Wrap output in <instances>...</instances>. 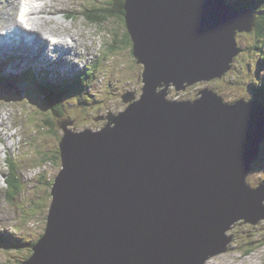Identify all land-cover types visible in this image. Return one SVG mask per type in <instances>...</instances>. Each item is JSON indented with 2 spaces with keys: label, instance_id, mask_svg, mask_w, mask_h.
Instances as JSON below:
<instances>
[{
  "label": "water",
  "instance_id": "95a60500",
  "mask_svg": "<svg viewBox=\"0 0 264 264\" xmlns=\"http://www.w3.org/2000/svg\"><path fill=\"white\" fill-rule=\"evenodd\" d=\"M123 10L142 92L101 131L60 124L63 168L29 264H203L228 250L238 221L264 217L245 182L264 139L261 104H226L209 88L166 97L170 85L223 76L252 11L225 0H124ZM226 156L238 168L223 170Z\"/></svg>",
  "mask_w": 264,
  "mask_h": 264
},
{
  "label": "rangeland",
  "instance_id": "374dc122",
  "mask_svg": "<svg viewBox=\"0 0 264 264\" xmlns=\"http://www.w3.org/2000/svg\"><path fill=\"white\" fill-rule=\"evenodd\" d=\"M6 1L7 5L0 7V12L1 9L6 10L8 13L10 12V0ZM49 1L54 3V6L58 7V9L67 12L74 11L72 14L76 16H69L66 19L63 18V16L65 17L64 13L63 16L62 13L57 14V19L48 18L47 21L51 22L43 23L45 28L55 32H60L62 28L68 29L81 46L87 48V44L92 45L95 48L93 53H98V56H100L101 71L95 72L96 81L92 84V89L89 88L85 91L84 88V91L75 89L69 91L64 106V109L68 110L67 113L72 116L70 118H74L76 130L84 128L100 129L108 122L107 113H118L126 107V103L120 97L123 93L131 90L138 97L142 88L141 77L139 76L142 66L135 63L134 58L127 49L130 46L125 38L122 40L121 49H118V41L112 46L114 50H125L120 54H110L112 58H107L104 51L111 43H114V39L101 25L85 21L83 11L88 10V8L75 11L76 8L84 6L83 2L99 5L104 4L105 0ZM106 26L110 27L112 31L116 30V34L122 32L120 22L117 19H110ZM235 39L237 45L241 47V52L236 56L239 58L236 59L235 57L233 59L230 70L224 76L210 80V82L197 83L185 91L176 92L170 87L169 99H193L199 89L208 86L218 92L226 103H231L238 99L248 100L253 94L252 85L255 84L257 86L259 83L264 82V60L260 63L263 54L256 53L255 46L260 42L252 31L238 32ZM90 50H92V47ZM14 69H16V66L6 61L0 68V77L7 82L4 85L0 84V133L6 132L8 135H14L12 139L4 137L5 143L0 144V150L4 151L6 149L8 152L7 154L0 152V208L7 209L8 213L0 214V235L1 237L5 235L13 241L17 240L20 242L22 239L35 240L44 230L45 215L50 201L49 186L53 176L60 168V161L57 155L53 159L48 160L52 163L44 161L41 165L40 160L50 158L51 154L55 155L54 151L58 147L57 135L59 133L54 126H50L51 134H48V136L44 135L42 129L35 128V139L30 138L29 130L32 132V116L35 111L39 112L41 106L38 104L40 102L37 103V98L28 92L30 89L28 85L14 80L16 78L12 75V70ZM3 70L6 72H3ZM87 79H91V76ZM109 79H111V88L109 87L110 85L105 84ZM85 84L90 86V80H86ZM24 94L27 98H24ZM43 107L50 114L51 122L54 118H57L54 115L55 111H49L45 106ZM47 112H43L39 116H45ZM99 116H103V118L98 120ZM13 120L16 122L15 124L14 122L12 123ZM16 130L18 135L13 132ZM29 138L30 140L28 141ZM82 139L88 140L90 138L85 134V136L82 135ZM261 151L263 152L262 158L251 166V175L247 176V183L255 188L254 190H257L256 195H261V199L264 200V187L256 186L261 181H264V141L261 143ZM6 156V160L10 164L20 166L19 177L21 180L17 183L20 190L13 202H8L5 199L7 190L4 181L2 183L5 175L3 171L8 169V165L2 164V159L4 158L5 160ZM24 166L28 167V169H24ZM41 174L44 175L43 181L35 184L31 179H35ZM26 177H29V179ZM36 182L40 181L37 180ZM262 204L264 206V201H262ZM20 218L23 219V222ZM227 233L233 236L228 252L210 257L206 264H242V262L244 264H264V240L262 239L264 236V217H260L255 224L239 222ZM258 243L262 245H257ZM17 246L20 249L16 247L12 251L10 249L0 250V264H21L27 259L29 253L26 252H29V248H26L25 251L23 244H17ZM238 248L241 249L237 250ZM249 248H252V251L244 254V251ZM4 251L10 252L5 256ZM240 253L241 257L237 258Z\"/></svg>",
  "mask_w": 264,
  "mask_h": 264
},
{
  "label": "clouds",
  "instance_id": "9594fccd",
  "mask_svg": "<svg viewBox=\"0 0 264 264\" xmlns=\"http://www.w3.org/2000/svg\"><path fill=\"white\" fill-rule=\"evenodd\" d=\"M118 1L119 0H105L104 4H99V5H93V4H90V3L83 2V5L84 6L79 7V8H76L75 11H79L80 9H87L88 8V10L83 11V17H84L85 21L88 22V23H93V24H99V25H101L103 27V29L114 39V43H111L109 45V47L106 49L107 51L106 50L104 51V53H105V55H106L107 58H112V56L110 54H112V55H114V53L115 54H120L122 51L125 50V49L122 50V51L114 50L112 46L115 45L116 41H118L117 42L118 49H121V45H122L123 38H125L128 41L130 47L127 48V49L129 51V53H131V56L134 58L135 63L141 64V66H142V69H141L140 74H139V76L141 77V82H142V76L141 75H142V72H143V69L145 68V66H144L143 63L138 62L137 61V58L133 54V42H132L131 37H130V35L128 33V30H127V27H126V23L124 21V17H123L124 16V13H123V15L120 18L117 14L111 12L114 9V6L118 3ZM238 1L239 0H225V2L228 5L235 6V7L249 8L252 11V13H253V15L255 17V23H256V21L258 19H260L262 13H264V5L260 4L259 1H257V4H258V7L257 8H254L252 6H246V5H238L237 4ZM47 2H49L50 4H52L54 6V3L50 2L49 0H47ZM123 3H124V0H123ZM105 10H109V11L106 12ZM69 12H70V15H68L67 17H64L63 16V13L61 11L60 12H55V14L62 13L63 18H66V19L69 16H71V17H75L76 16V15L72 14V12H74V11H69ZM116 12L118 13V11H116ZM123 12H124V10H123ZM27 14H28V12H27ZM18 16H19V14L16 13V21H15V24H18V22L21 24V22H20L21 20L18 18ZM110 19H117V21L120 22V26H121V29H122V32L120 34H116V30L115 31L114 30L112 31V29L110 27H107L106 26V23ZM48 22H51V21H43V20H41L40 21L39 28H40V31H42L41 33L46 34L49 37L48 38L49 39L48 42L49 43L50 42L53 43V45L50 46V49L51 50H54L56 52L55 53V57L57 58L56 59L57 62H59L58 64H57L56 61H53V60H50L49 59V56H50V54H49V56H47V55L45 56L46 60H48V63L46 65L47 68H45V67L42 66V68L39 69V70L38 69H35V70H37L36 72H33L34 70L32 69L33 71L32 70H29V71L23 73V69L25 67H28L29 68L30 66H27V65L22 64L12 54L7 55V56H9L8 58H11L10 61L14 65L16 64V62H19V63H21L23 65V69H20L19 66H16L15 65L16 66V69L15 70H17V71L18 70L19 71L21 70V73H14L15 71H12V75H14L16 77L15 79L17 81H19V82H22L23 80H30L31 86H34L35 88H37V92L35 94H33V95L35 96V98H37V100H38L37 103L40 102L38 104L43 109L42 110L40 108L39 112H36L35 111V113L32 116L33 124H32V128H31L32 132H30V130H29L30 138L32 137V138L35 139L34 131L36 129H38V128L42 129V132L44 133V135H47V136H48V134H51V132H50V126H54L57 129V132L59 133V135H57L58 137L56 136L58 138V141H57L58 147L54 151L55 152V155L51 154L50 158H47V159H44V160H40L41 161V165H42V163L44 161H48L49 159H53L55 156L58 155V158H59V161H60V168L58 170V172H59L63 168V166H62V160H61V157H60L59 143H60L62 137L66 133L64 131V129L60 126V124L62 122H66L67 123L66 124V130H68V131L70 130V131L77 132V133H83L85 130H88L89 132L101 131L106 126V124L108 122L103 127H101L100 129L92 130L90 128H84V129H81V130H76V127L74 126V118H70L72 116L67 113L68 110H65L64 109V106L66 104V98H67V95H68V92L69 91H72L74 89L75 90L82 91V88L81 87L82 86L83 87H86L85 86V81L86 80H90V86H87V89H89V88L92 89V84L96 81L95 80V72L101 71L100 64H99V58H100V56H98V53H93L95 51V48L92 45L87 44L86 45L87 48L81 46L79 44V41L73 35L70 34L71 32L68 29L62 28V30L60 32H55L53 30H50V29L45 28V24H43V23H48ZM254 29H255V27H254ZM254 29L252 30L253 33L255 31ZM64 31H66V32H64ZM62 32H64V33H62ZM238 32H241V31H237L235 33V36L234 37H236V35L238 34ZM16 33L19 34L18 32H16ZM0 38H1V34H0ZM258 39H261V38H258ZM67 43L71 44L72 47H70L69 45H67ZM2 44H4V42H0V45H2ZM105 45H107V44H105ZM236 46L240 49V51L238 52V54H239L241 52V47L239 45H237V42H236ZM39 47L41 48L40 45H39ZM91 47H92V50H90ZM45 51H46V49L44 47L41 48V52H44L45 53ZM113 51H116V52H113ZM263 51H264V48H263ZM5 52L6 51H1L0 52V54L2 55V57H0V58H2V60L0 61V68H2V65L4 64V61L8 62L7 58L5 57V55H6ZM261 53L263 54V56H262V58L260 60V63L263 62V59H264V53L263 52H261ZM238 54H236L232 58V61H233V59ZM114 58H116V56H114ZM237 58H239V57H236V59ZM88 61H89V63L91 62L92 69H90V72L89 73H85L86 70L84 69V64L85 65L88 64ZM116 62H117V60H116ZM48 64H51V65H48ZM231 66H232V62H231L230 67ZM72 68H74V70H76V76L75 77H73V75H72ZM229 70H230V68L225 72V74ZM3 72H6V71L3 70ZM53 72L55 74L54 77L52 76V73ZM74 74H75V72H74ZM90 76H91V79H87ZM221 77H216V78H213V79H210V80H215V79H218V78H221ZM110 80L111 79H109L105 84L110 85L109 87L111 88L112 85L110 84ZM210 80H208V81H197V82L193 83L192 85H189L187 88L193 87L197 83L210 82ZM49 84L54 87V90L56 92L62 93V103L59 104V106H57V107H55V106L50 107L48 105V97H47V94L49 95V92L44 93V90H46L45 86L46 85H49ZM2 85H4V84H2ZM262 86H263L262 83H259L257 86L255 84L252 85L251 89L253 88L252 89V91H253L252 93L253 94L249 97L248 100L238 99V100H236L234 102H237V101H244L246 103H248V102H259L261 104V106L264 108V92H263ZM142 87H143V82H142ZM170 87H172L174 89V91H176V92L182 91V90L177 91L175 89V86L174 85H170L169 88H168V90H167V96H166L167 99H169V92L171 90ZM204 88L212 89V88H210L208 86H206ZM258 88H260V89H258ZM212 90L214 92H216L214 89H212ZM85 91H86V89H85ZM198 91H197L195 97L198 96L197 95L198 94ZM129 92H133L134 95H135V92L134 91H131L130 90ZM141 92H142V88L140 90L139 95L141 94ZM216 93L219 94L218 92H216ZM99 95H101V94H99ZM139 95H138V97H136V95H135L134 98L131 101H127V102H125L123 100V97H122L123 95L120 96V97L122 98L123 102L126 103V106H127L132 101H136L139 98ZM257 95H261V98L256 97ZM24 98H27V96L25 94H24ZM221 98H222V96H221ZM34 100H36V99H34ZM170 100H173V99H170ZM179 100H185V99L177 98V101H179ZM222 101H223V98H222ZM234 102H231V103L224 102V103H226V104H232ZM43 106H45L49 111H55V114L54 115L57 118H54V120L51 122V120H50L51 116L44 109ZM43 112H45V113L47 112V114L45 116H43V115L42 116H39V115L43 114ZM118 113L109 112V113H107V116L106 117L108 119V116L110 114L117 115ZM26 118L28 119L27 116H26ZM102 118H103V116H99L98 117V120H100ZM94 119H96V118L94 117ZM108 121H109V119H108ZM13 122H14V120L12 121V123ZM38 122H39V124H38ZM15 123L16 122H14V124ZM38 125H40V126H38ZM13 132H14V134L16 133V135H18V131L17 130L16 131H13ZM30 138L28 139V141L30 140ZM28 141H27V143H28ZM263 141H264V139L259 144L258 157L256 159H254V161L250 164V169L248 170L247 175H246V178H245L246 184L252 190H254L255 188L251 187V185H249L247 183V176L248 175H251V166H253L255 162H257L258 160H260L262 158L263 152L261 151V143ZM35 143L37 144L36 140H35ZM0 148H1V146H0ZM0 152H4V151L3 150H0ZM9 152L11 153L10 150H9ZM46 152H48V151H46ZM7 153H5V154H7ZM6 159H7V156H6L5 160H4V158L2 159V164L3 165H8V169L10 167H12V166H16V165L10 164V162L8 160H6ZM48 162L49 163H52L50 161H48ZM17 167H20V166H17ZM23 168L24 169H28V167H26V166H24ZM36 168H38V167H36ZM8 169H4L5 171H3V172L5 173V175L3 176L4 179L2 180V183L4 181V184L6 185V190H7V194L6 195L7 196L8 195H12L13 194V191H14V188H11L10 187L9 178L6 177V171ZM0 170H1V163H0ZM22 171H24V170L22 169ZM58 172L53 176V178L51 177L52 178V182H51V185L49 186L50 187V190H49V200L50 201H49V204H48V207H47V213L45 215V227H44V230H43L42 234L38 237L39 240L45 234V230H46V227H47V215H48V212H49L50 204H51L52 199H53V197L51 195V189H52V186H53V183H54L55 176L58 174ZM43 177H44V175L41 174L37 178L31 179V180H33V182L35 184H37V183H41V181H43ZM26 178L29 179V177H26ZM37 180H39L40 182H36ZM0 184H1V180H0ZM256 186L264 187V181H261ZM19 190H20V187H18V191ZM7 196H5V199L6 200H7ZM20 220L23 222V219L22 218H20ZM239 222H242V221H238L237 223H239ZM248 224H251V223H248ZM4 242H5V237L3 235L1 237L0 243H4ZM231 243L232 242H230V244ZM230 244L228 245V250L230 249ZM240 249L241 248H238L237 250H240ZM228 250L226 252H228ZM10 251H12V249ZM10 251L4 252V255L7 256L8 252H10ZM251 251H252V249L249 252H251ZM226 252H224V253H226ZM33 253H34V251H30L27 259L24 262H22L21 264H29ZM247 253L248 252H244V254H247ZM239 257H241V254L237 256V258H239ZM208 259H206L203 264H206ZM231 264H233V263H231ZM242 264H244V263L242 262Z\"/></svg>",
  "mask_w": 264,
  "mask_h": 264
},
{
  "label": "bare ground",
  "instance_id": "6f19581e",
  "mask_svg": "<svg viewBox=\"0 0 264 264\" xmlns=\"http://www.w3.org/2000/svg\"><path fill=\"white\" fill-rule=\"evenodd\" d=\"M25 2L30 7V11L26 15L27 18H26V25L25 26L28 28H31V32H33L35 37H36L37 32L38 33L42 32V31H40V28H39V26H40L39 21H41V20L47 21L48 18L57 19L58 17H57V14H55V12H60V11L65 14V17L70 15V12L58 9V7L53 6L52 4L47 2V0H26ZM6 5H7L6 0H0V7H4ZM19 8H20L19 0H10V11L11 12L8 13L6 10L1 9V12H0V16H1V18H0V29L15 23L16 11L19 10ZM18 25L22 26V24H20V23H18ZM213 28L216 29L214 25H213ZM10 31L13 33H16L15 29L13 27H10ZM14 35L17 36V34H14ZM36 41H38V40H36V38H33V42L26 46V45H24V44H26L25 38H23V36L21 35V36H17V39H15V40H13V42H11L13 46L17 47V49L18 48L20 49V55H21L20 59H23L25 57V59H27L28 61H32L31 66H32L33 70L41 69L42 66L47 68V66H45L44 64H41V61H40L41 60V55H40L41 48L38 46L39 43L37 44ZM67 45L72 47V45L69 43H67ZM8 49H9L8 45H6V44L0 45V51H7ZM42 57L44 59H46L44 56H42ZM1 60H2V58H0V61ZM46 61H48V60H46ZM15 65L19 66L20 69H23V65L21 63L16 62ZM48 65H51V64H48ZM84 69L86 70L85 73H89L90 69H92L91 62L86 64V65L84 64ZM74 72H75V74H74ZM72 75H73V77L76 76V70H74V68H72ZM52 76L53 77L55 76L54 72L52 73ZM261 83L263 84V82H261ZM85 86L86 87H83V86L81 87L82 91H84L83 90L84 88L87 89L86 84H85ZM125 93H123V94H125ZM0 127H1V125H0ZM4 137L12 139V138H14V135H8L6 132L0 133V144L5 143ZM258 139L261 140L260 138H258ZM4 153H7L6 149L4 150ZM222 167L224 168L223 170H227L229 172H230V169L238 168L234 164L233 159L231 157H227V156H226L225 161L223 162ZM218 169H220V168H218ZM10 176L16 177L17 181L21 180L19 177V167H17V166L10 167L8 169V172L6 173V177L10 178ZM14 184L15 185H14L13 194L7 196L8 202H13L16 198L15 197L16 194L19 193L18 192V186L16 185L17 182H14ZM3 213L8 214L7 209L0 208V214H3ZM0 240H1V235H0ZM257 245H262V244L258 243ZM2 249H5V250L10 249L11 250L12 248L10 245L5 243L4 245L0 244V250H2ZM24 250L26 251V248Z\"/></svg>",
  "mask_w": 264,
  "mask_h": 264
},
{
  "label": "trees",
  "instance_id": "16d2710c",
  "mask_svg": "<svg viewBox=\"0 0 264 264\" xmlns=\"http://www.w3.org/2000/svg\"><path fill=\"white\" fill-rule=\"evenodd\" d=\"M257 1H259L260 4L264 5V0H239L237 4L238 5L252 6L254 8H257L258 7ZM113 10L111 12L117 14L121 18V16L124 13L123 12V0H119L118 3L114 6ZM105 11L108 12L109 10H105ZM116 11H118V13ZM254 30H255L254 31L255 36L257 38H261V39H259L260 43H258V45L255 46L256 53H261V52L264 53V51H263V48H264V13H262L260 19H258L256 21ZM45 88H46V90H44V93L49 92V95L47 94L48 105L50 107L59 106V104L62 103V93L56 92L54 90V87L50 84L46 85ZM256 97L261 98V95H257ZM14 182L18 183V181L16 180V177L10 176L9 183H10L11 188H14V185H15ZM0 244L4 245L5 243H0ZM251 249L252 248L246 249L244 252H249Z\"/></svg>",
  "mask_w": 264,
  "mask_h": 264
}]
</instances>
